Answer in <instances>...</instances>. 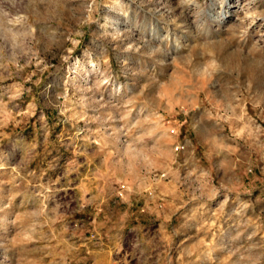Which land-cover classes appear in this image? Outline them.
I'll use <instances>...</instances> for the list:
<instances>
[{
    "label": "rangeland",
    "instance_id": "1",
    "mask_svg": "<svg viewBox=\"0 0 264 264\" xmlns=\"http://www.w3.org/2000/svg\"><path fill=\"white\" fill-rule=\"evenodd\" d=\"M0 264H264V0H0Z\"/></svg>",
    "mask_w": 264,
    "mask_h": 264
}]
</instances>
